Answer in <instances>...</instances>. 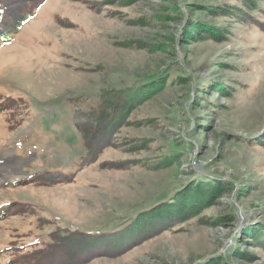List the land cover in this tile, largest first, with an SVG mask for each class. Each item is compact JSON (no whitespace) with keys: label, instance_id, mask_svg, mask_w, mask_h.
Returning a JSON list of instances; mask_svg holds the SVG:
<instances>
[{"label":"rangeland","instance_id":"1","mask_svg":"<svg viewBox=\"0 0 264 264\" xmlns=\"http://www.w3.org/2000/svg\"><path fill=\"white\" fill-rule=\"evenodd\" d=\"M252 5L48 0L0 47V264L177 193L184 220L84 264H264V11ZM119 92L130 106L80 166L75 114ZM45 171L76 176L34 181Z\"/></svg>","mask_w":264,"mask_h":264},{"label":"trees","instance_id":"2","mask_svg":"<svg viewBox=\"0 0 264 264\" xmlns=\"http://www.w3.org/2000/svg\"><path fill=\"white\" fill-rule=\"evenodd\" d=\"M47 1L0 0V47L12 40L19 29L34 18L38 10ZM251 3L253 4V10L264 11L257 0H251ZM261 22L264 23V21ZM136 90L138 91V89ZM122 92L126 91L122 90ZM122 92H119L117 96H111L105 103L101 102L94 108L82 111L84 113L75 114L76 127L81 134L85 147V154L81 157L80 166L87 165L97 159L103 139L110 133L112 123L118 120L121 110L125 111L130 106L132 100L130 94L132 92L128 94ZM75 176V172L53 173L45 171L33 178L36 182L54 184L72 182ZM24 180H20L19 183L23 184ZM177 194L122 220L115 227L96 230L78 229L76 235L75 230L71 229L63 230L59 235L50 234L43 246H35L25 253L19 251L14 254L13 261L16 264H84L99 255L124 251L129 244L135 243V240L143 238L148 233L156 234L168 229L170 227L167 225L168 222L184 220V217L181 216H183V212L188 210V207L179 204ZM175 206H178L179 209L172 210ZM6 212L7 210H3L0 214H6ZM189 213L191 211L187 213L191 216L192 214ZM142 221L145 224L148 222L149 227L140 229ZM71 236L78 237L77 244H72L67 248L66 242ZM79 242L81 243L79 244ZM102 243L106 246L102 247Z\"/></svg>","mask_w":264,"mask_h":264}]
</instances>
